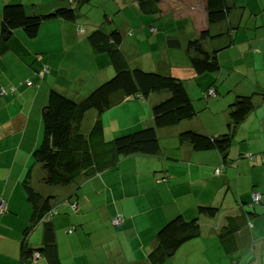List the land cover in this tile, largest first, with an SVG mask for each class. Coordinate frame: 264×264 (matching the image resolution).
Here are the masks:
<instances>
[{"label": "crops", "instance_id": "0c3cea01", "mask_svg": "<svg viewBox=\"0 0 264 264\" xmlns=\"http://www.w3.org/2000/svg\"><path fill=\"white\" fill-rule=\"evenodd\" d=\"M7 1H19L35 13L69 3L0 0V11ZM88 1H73L77 9L74 21L61 17L44 21L35 38L17 30L8 50L0 54V198L6 203L0 212V264H48L44 258L21 263L23 231L31 214L23 186L28 170L35 189L57 196L56 213L50 219L62 264H148L146 255L154 247L157 230L178 214L184 219L197 217L201 235L160 264H227L229 259L235 264H264V161L260 157L264 152V99L254 96L256 106L236 127L225 161L217 149L198 151L179 140L181 131L189 128L221 134L227 128L228 105L235 96L264 86V0H226L231 6L226 19L210 25L204 14L205 0H166L161 3L162 14L146 16L135 0H114V10L102 6L104 18L80 13L79 6ZM133 2L136 6L130 5ZM97 25L107 32L113 28L120 31L130 66L183 79L197 114L160 128L156 155H129L115 168L84 179L77 187L49 189L41 182L39 164L32 156L41 139V109L50 88L77 100L112 76L108 56L87 40ZM203 27L210 34L203 45L218 51L220 69L199 76L190 66L185 44ZM174 37L179 46L168 45ZM44 65L48 71L40 77ZM210 87L215 95L206 96ZM161 96L151 94L144 100L128 97L106 110L100 115L104 139L150 122L151 106ZM91 111L86 112L83 131L96 115L92 112L87 119ZM75 190L76 211L67 203ZM254 190L261 195L255 205L260 214L249 216L246 210ZM198 206L219 210L208 217L198 213ZM119 213L123 223L114 226L110 219ZM227 216L243 222L236 234L239 247L229 255L217 240ZM41 238L42 223L38 222L25 241L35 247Z\"/></svg>", "mask_w": 264, "mask_h": 264}, {"label": "trees", "instance_id": "16d2710c", "mask_svg": "<svg viewBox=\"0 0 264 264\" xmlns=\"http://www.w3.org/2000/svg\"><path fill=\"white\" fill-rule=\"evenodd\" d=\"M73 1L76 3L80 0H69L67 5L58 6L47 13L28 12L27 6L19 1L5 2L0 11V54L8 50L9 41L17 30H22L32 39L37 36L40 25L53 17L74 21L77 9L75 3L72 4ZM135 1L143 13L162 14L164 10L161 3L166 0ZM204 5L208 25L226 19L231 8L226 0H205ZM206 36H210L209 29L203 27L185 44L190 66L199 76L212 74L220 69L218 51H210L203 45ZM87 40L96 51L108 56L114 73L77 100L50 88L47 101L41 109V139L32 153L34 162L40 167V180L47 187H67L72 184L77 187L82 180L92 178L103 170L115 168L123 157L135 154L156 155L160 149L158 130L189 120L197 114L183 79L146 70L139 65L130 66L122 50V34L117 28L107 32L97 25L87 35ZM168 45L175 47L179 46L180 42L174 37L169 39ZM213 89L208 88L205 95H211L209 90ZM151 94L162 96L151 106L150 122L131 132L109 140L104 139L101 114L125 98L138 97L144 100ZM255 95L264 99V86L250 94L235 96L228 105L227 128L221 134L213 136L189 128L181 131L179 140L188 142L198 151L217 149L225 161L236 127L256 106ZM89 110L95 111L96 115L88 130L83 131L81 125ZM260 157L264 161V152ZM23 186L31 206V214L23 231L21 263L44 258L48 264H62L56 249L54 225L50 219L52 213L56 212L57 196L44 195L35 189L31 182L30 170L23 180ZM255 192L260 195L259 191L251 192L250 208L246 210L249 216L260 214L256 212L255 205L260 202L261 195L259 200L254 202L252 195ZM67 203L76 211L77 190L69 196ZM218 210L215 206H198V213L208 217L215 216ZM118 215L122 224L123 214H116L112 218ZM38 222L42 223L41 243L29 247L25 241L26 236ZM242 223L236 216H227L225 224L218 231V243L228 255L239 247L236 234ZM111 224L114 225L112 222ZM201 230L197 217L184 219L178 214L167 220L155 234L154 247L146 255L148 264H160L171 259L183 244L200 237ZM227 264H235V261L229 259Z\"/></svg>", "mask_w": 264, "mask_h": 264}, {"label": "rangeland", "instance_id": "374dc122", "mask_svg": "<svg viewBox=\"0 0 264 264\" xmlns=\"http://www.w3.org/2000/svg\"><path fill=\"white\" fill-rule=\"evenodd\" d=\"M119 1V0H118ZM136 4V2H133V3H130V5L131 6H134ZM3 5V4H2ZM107 6V7H109V8H111V9H115V6H116V3H115V1L114 0H90V1H88V2H85V3H83V4H81L80 6H79V11H80V13H88L89 15H94V16H99V17H103L104 18V14H103V12H102V6L104 7V6ZM136 6V5H135ZM2 7V6H1ZM119 14V12H115L114 13V15H118ZM144 16H146L147 14H144V13H142ZM144 16H142V17H144ZM175 24L176 25H174V26H177V22L175 21ZM84 87H86V86H84ZM92 112H95V111H91V113H88L87 114V119L89 118V119H91V117L93 116V114L94 113H92ZM113 138V137H112ZM30 164V163H29ZM37 170H39V172H40V167H39V165H38V168H37ZM35 183V185H36V182H34ZM47 188H49V189H51L52 187H47ZM53 188H55V187H53ZM61 194V193H60ZM60 199H62V196L60 195ZM56 212H54L53 214H55ZM52 214V215H53ZM207 245H209V243H207Z\"/></svg>", "mask_w": 264, "mask_h": 264}, {"label": "built area", "instance_id": "2783aa9c", "mask_svg": "<svg viewBox=\"0 0 264 264\" xmlns=\"http://www.w3.org/2000/svg\"><path fill=\"white\" fill-rule=\"evenodd\" d=\"M43 70L45 71L46 70V67H44ZM209 93H211L213 95L214 94V91L213 90H209ZM259 198H260V195L258 194V192L253 193L252 200L254 202H257L259 200ZM4 209H5V201L2 200V199H0V212H2ZM111 222L114 225H118V224H120L122 222V219L118 215V216L113 217Z\"/></svg>", "mask_w": 264, "mask_h": 264}, {"label": "clouds", "instance_id": "9594fccd", "mask_svg": "<svg viewBox=\"0 0 264 264\" xmlns=\"http://www.w3.org/2000/svg\"><path fill=\"white\" fill-rule=\"evenodd\" d=\"M78 30H79V31H83L82 29H78ZM44 67H46V70H45V71L43 70ZM43 68H42V69L40 70V72H39L40 77H42L43 74H44L45 72L48 71V67H47L46 65H44ZM27 83L30 84L31 82L27 81ZM213 91H214V89H213ZM211 95H212V94H211ZM0 199H1V198H0ZM5 209H6V203H5ZM5 209H4V210H5ZM4 210H3V211H4ZM3 211H2V212H3Z\"/></svg>", "mask_w": 264, "mask_h": 264}]
</instances>
